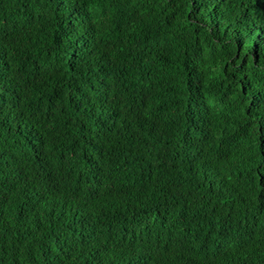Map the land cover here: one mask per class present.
I'll return each mask as SVG.
<instances>
[{
	"label": "trees",
	"instance_id": "1",
	"mask_svg": "<svg viewBox=\"0 0 264 264\" xmlns=\"http://www.w3.org/2000/svg\"><path fill=\"white\" fill-rule=\"evenodd\" d=\"M0 264H264V0H0Z\"/></svg>",
	"mask_w": 264,
	"mask_h": 264
}]
</instances>
